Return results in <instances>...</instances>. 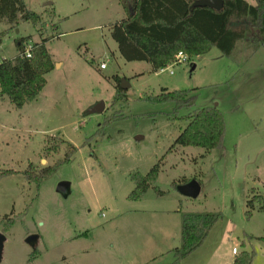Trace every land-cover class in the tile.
<instances>
[{
    "label": "rangeland",
    "instance_id": "rangeland-1",
    "mask_svg": "<svg viewBox=\"0 0 264 264\" xmlns=\"http://www.w3.org/2000/svg\"><path fill=\"white\" fill-rule=\"evenodd\" d=\"M24 3L41 22L13 29L0 22V59L16 56L17 38L32 46L48 39L60 66L23 108L0 97V173L12 172L0 176V264H231L243 251L264 264V45L252 52L239 43L230 56L212 47L169 64L172 74L154 73L147 62L120 57L110 36L123 14L117 0ZM115 77L128 85L116 102ZM161 89L193 90L196 104L176 112L171 102L143 100ZM99 102L104 111L88 115ZM204 107L223 114L222 147L174 146L185 116ZM68 144L76 151L63 161ZM158 162L154 183L131 198L137 178ZM54 166L38 183L24 175ZM192 180L200 184L196 198L178 190ZM60 182L69 183L68 195L57 192ZM247 200H255L253 210ZM190 213L220 218L175 263L171 250L180 247L181 217ZM29 235L38 237L34 249Z\"/></svg>",
    "mask_w": 264,
    "mask_h": 264
},
{
    "label": "trees",
    "instance_id": "trees-1",
    "mask_svg": "<svg viewBox=\"0 0 264 264\" xmlns=\"http://www.w3.org/2000/svg\"><path fill=\"white\" fill-rule=\"evenodd\" d=\"M117 1L124 17L111 25L110 36L117 45L119 55L127 62H147L154 73L171 64L178 52H183L190 59L204 55L215 47L223 56H230L239 43H245L252 52L264 45V0H255V5L245 0H222L220 10L192 6L193 0ZM0 22L7 24L10 29L16 28L21 22H31L36 26L41 22V15L29 10L24 0H0ZM47 41L43 39L40 44L33 45L31 56L27 58L21 54L28 40L17 38L16 56L13 59H0V97H8L17 109L37 98L46 84V75L54 68L45 46ZM115 81L114 102L124 97L120 80L115 77ZM197 97L198 94L193 90L161 89L157 95L144 97L143 100L171 102L177 112L193 108ZM185 120L187 125L175 139L174 146L199 147L205 151L222 147L225 126L223 114L218 108L194 109L185 116ZM108 123L106 121L104 125ZM75 151L76 148L68 144L63 161H68ZM28 167L31 168V165ZM54 168H43L37 174H31L27 169L24 175L29 181L38 183ZM158 172L159 162L144 177L137 178L130 197L135 199L145 192L154 183ZM9 174L12 172L4 170L0 176ZM188 182L184 181L182 185ZM158 194L164 193L158 191ZM254 201H246L248 210L255 208ZM246 214H250V211H246ZM218 218L220 214L182 215L180 247L171 250L175 263L202 244ZM260 239L264 241V236ZM232 264H252V253L241 252Z\"/></svg>",
    "mask_w": 264,
    "mask_h": 264
},
{
    "label": "water",
    "instance_id": "water-1",
    "mask_svg": "<svg viewBox=\"0 0 264 264\" xmlns=\"http://www.w3.org/2000/svg\"><path fill=\"white\" fill-rule=\"evenodd\" d=\"M192 6H200V7H210L216 10H220L223 6L222 0H198L193 2ZM194 68V66H193ZM128 87L126 81L122 79L120 81V88L121 89H126ZM104 111V104L102 102L97 103L93 107H91L88 111L87 114H101ZM138 139V138H137ZM69 183L68 182H60L57 185V192L66 196L69 194ZM178 190L181 192V194L191 197V198H196L199 193H200V184L196 180H192L188 182L187 184L181 185ZM6 238L3 233L0 232V257L2 254L4 242ZM38 240V237L36 235H29L26 237L25 242L34 249L36 242Z\"/></svg>",
    "mask_w": 264,
    "mask_h": 264
},
{
    "label": "built area",
    "instance_id": "built-area-1",
    "mask_svg": "<svg viewBox=\"0 0 264 264\" xmlns=\"http://www.w3.org/2000/svg\"><path fill=\"white\" fill-rule=\"evenodd\" d=\"M32 47H33L32 45L27 44L21 55H23V56H25L27 58H30ZM188 61H189V58H188V56L186 54H184L183 52H178L175 55V58H174L172 63L173 64L174 63L181 64V63H187ZM99 68L101 70L105 69L106 68V62H101L100 65H99ZM164 71H169L168 66L159 70V72H164ZM169 73L172 74V71H169ZM232 254L233 255H237L238 254V251H237L236 248L232 249Z\"/></svg>",
    "mask_w": 264,
    "mask_h": 264
},
{
    "label": "crops",
    "instance_id": "crops-1",
    "mask_svg": "<svg viewBox=\"0 0 264 264\" xmlns=\"http://www.w3.org/2000/svg\"><path fill=\"white\" fill-rule=\"evenodd\" d=\"M121 9H122V8H121ZM122 13H123V11H122ZM123 17H124V14H122V15H121V18L119 17L120 19H117V21L121 20ZM120 57H121V56H120ZM1 59H5V58H1ZM57 64H59V66H60V63H56V64H54V65L56 66ZM105 69H106V68H105ZM34 101H35V100H34ZM173 249H174V248H173ZM232 263H233V261H232ZM232 263H231V264H232ZM171 264H174V262H172Z\"/></svg>",
    "mask_w": 264,
    "mask_h": 264
}]
</instances>
